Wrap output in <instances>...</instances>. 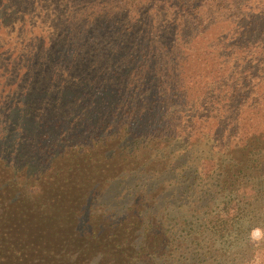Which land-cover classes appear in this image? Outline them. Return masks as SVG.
<instances>
[{
    "label": "trees",
    "instance_id": "16d2710c",
    "mask_svg": "<svg viewBox=\"0 0 264 264\" xmlns=\"http://www.w3.org/2000/svg\"><path fill=\"white\" fill-rule=\"evenodd\" d=\"M49 2L0 0V264H264V0Z\"/></svg>",
    "mask_w": 264,
    "mask_h": 264
},
{
    "label": "rangeland",
    "instance_id": "374dc122",
    "mask_svg": "<svg viewBox=\"0 0 264 264\" xmlns=\"http://www.w3.org/2000/svg\"><path fill=\"white\" fill-rule=\"evenodd\" d=\"M58 2V0H50V2H49V4L48 5H50L51 6V4H56L57 5V7L59 6V5H61V6H67V4H59V3H57ZM208 198H209V196H208ZM254 237L256 238V239H259V238H261L262 237V232H261V230H255V232H254ZM263 245V249H264V244H262Z\"/></svg>",
    "mask_w": 264,
    "mask_h": 264
}]
</instances>
